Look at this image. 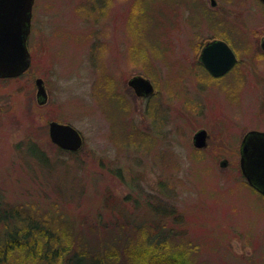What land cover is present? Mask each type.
<instances>
[{
  "label": "rangeland",
  "instance_id": "374dc122",
  "mask_svg": "<svg viewBox=\"0 0 264 264\" xmlns=\"http://www.w3.org/2000/svg\"><path fill=\"white\" fill-rule=\"evenodd\" d=\"M211 1L35 0L30 70L0 79V204L34 223L38 246L50 233L53 247L112 264H130L137 248L172 264H264V197L239 149L264 131V3ZM223 38L239 62L215 80L200 55ZM137 75L150 97L128 86ZM52 121L76 128L82 148L54 144ZM201 129L208 144L197 149ZM158 228L181 238L151 247ZM18 251L8 264H31Z\"/></svg>",
  "mask_w": 264,
  "mask_h": 264
},
{
  "label": "water",
  "instance_id": "95a60500",
  "mask_svg": "<svg viewBox=\"0 0 264 264\" xmlns=\"http://www.w3.org/2000/svg\"><path fill=\"white\" fill-rule=\"evenodd\" d=\"M264 3V0H261ZM35 0H0V79L22 76L31 67L32 57L28 48ZM215 5L216 1L212 0ZM261 47L264 50V39ZM200 62L214 77L228 73L238 62L230 45L223 40L208 42L202 49ZM38 103L48 102V93L42 78L35 81ZM128 86L138 97L154 94V85L148 78L137 75L128 81ZM51 141L59 148L76 152L84 145L81 133L69 124L52 121L49 124ZM208 131L198 130L193 145L203 149L208 144ZM240 170L251 187L264 196V131H250L242 138ZM228 161L222 160L221 166Z\"/></svg>",
  "mask_w": 264,
  "mask_h": 264
},
{
  "label": "trees",
  "instance_id": "16d2710c",
  "mask_svg": "<svg viewBox=\"0 0 264 264\" xmlns=\"http://www.w3.org/2000/svg\"><path fill=\"white\" fill-rule=\"evenodd\" d=\"M173 1L174 0H168V3H164L170 7L173 4L171 2ZM145 2L148 3V5L154 3L151 2V0H145ZM151 6L153 8L154 4H151ZM136 14L137 18H140L141 16H147V12L142 8L134 13V15ZM208 19L209 21L212 20L211 17H208ZM213 25L218 24L215 23ZM116 99L123 104V99L113 95L111 98V106H113V103L116 102ZM252 189L254 190V188ZM260 195L262 194L260 193ZM17 211L18 210L16 209L4 208L0 204V264L10 263L13 260L14 255L18 256V250H21V253L25 252L29 255L31 254V264H112L110 261H107L104 257H101L99 255L92 256V254H86L80 251H66L62 250V248L59 247H53L51 241L49 240L52 237L50 233H41L42 237L46 239V241L38 246L36 242L38 239L36 240V238H34L36 233H38V230H36V228H33L34 223H28L27 227H22L24 224L22 221H25V219L22 218ZM170 213H172L171 209L168 210L167 215H170ZM154 216L157 217V212ZM179 220L180 219H175V223H179ZM146 228L150 229L151 227L146 226ZM156 230H158V232L155 235L152 234L148 236L150 237L148 244L151 247H153V245L155 244H157L156 246L158 247L159 245H162L164 243H167L168 245L170 241H166L173 238H181L180 232H175L172 228L168 231L165 229L160 230L159 228ZM152 239H155L156 243L153 244ZM51 240L53 242V239ZM141 251L142 250L138 248L136 249L135 253H133L129 258L130 264H172L171 262L167 263L164 261L171 259L175 261V256H160L158 259L157 257H155V254H150L149 256L146 254L139 255ZM128 252L132 253L131 248L128 250ZM173 264H175V262H173Z\"/></svg>",
  "mask_w": 264,
  "mask_h": 264
},
{
  "label": "flooded vegetation",
  "instance_id": "af4514ba",
  "mask_svg": "<svg viewBox=\"0 0 264 264\" xmlns=\"http://www.w3.org/2000/svg\"><path fill=\"white\" fill-rule=\"evenodd\" d=\"M212 2V1H211ZM215 5H217V4H215ZM215 5H213L212 4V6L213 7H215ZM213 40H216V39H213ZM213 40H211V41H213ZM218 40H223V41H225V42H227L229 45H230V43L228 42V41H226V40H224V38L223 39H218ZM208 42H210V41H208ZM207 44V43H206ZM205 44V45H206ZM204 45V46H205ZM203 46V47H204ZM203 47H202V49H203ZM230 47L234 50V48L230 45ZM260 48H261V50L263 51V55H264V50L262 49V47H261V45H260ZM202 52V51H201ZM234 52H235V50H234ZM236 53V52H235ZM238 54L236 53V56H237ZM237 58H238V62H239V57L237 56ZM234 68H235V66H234ZM234 68H232L228 73H226L225 75H223V76H221V77H214V76H212L209 72V74L213 77V78H215V80H221L222 79V77H225V76H227ZM206 69V68H205ZM207 70V69H206ZM44 84H45V82H44Z\"/></svg>",
  "mask_w": 264,
  "mask_h": 264
}]
</instances>
